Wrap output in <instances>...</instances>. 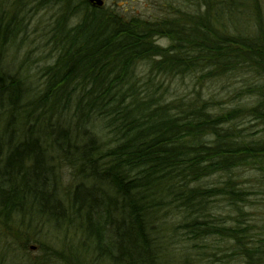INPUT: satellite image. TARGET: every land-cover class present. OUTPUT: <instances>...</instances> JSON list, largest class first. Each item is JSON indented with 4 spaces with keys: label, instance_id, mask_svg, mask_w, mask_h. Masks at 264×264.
<instances>
[{
    "label": "trees",
    "instance_id": "trees-1",
    "mask_svg": "<svg viewBox=\"0 0 264 264\" xmlns=\"http://www.w3.org/2000/svg\"><path fill=\"white\" fill-rule=\"evenodd\" d=\"M204 1V16L176 25L124 20L88 0H42L63 13L54 25L56 60L32 96L24 78L3 64L23 28L26 2L0 0V220L8 229L16 220L43 221L59 232L69 228L77 252L108 264H167L160 235L167 200L202 214L209 199L222 197L240 210L244 168L264 196V12L257 0H218L235 9L214 19L218 32L211 0ZM73 16L80 20L69 27ZM167 35L174 43L168 49L155 42ZM145 62L150 74L166 77L252 80L239 92L252 105L225 112L214 97L200 96L168 104L147 87L150 79L138 78ZM244 118L263 130L241 129ZM99 119L111 139L99 138ZM220 175L218 186L212 178ZM209 178L211 186L200 184ZM213 233L245 247L248 264L257 256L264 263V241L248 248V229ZM77 252H45L33 264H82Z\"/></svg>",
    "mask_w": 264,
    "mask_h": 264
},
{
    "label": "rangeland",
    "instance_id": "rangeland-1",
    "mask_svg": "<svg viewBox=\"0 0 264 264\" xmlns=\"http://www.w3.org/2000/svg\"><path fill=\"white\" fill-rule=\"evenodd\" d=\"M10 1L14 4L18 0ZM23 1L26 2V8L21 15L24 17V25L7 48L3 64L7 71L19 73L24 78L30 87L29 93L34 96L41 91L42 84L45 82L44 69L56 60L57 53L53 50L52 44L55 39L54 25L56 18L63 12L58 5L42 4V0ZM104 2L105 9L113 10L124 20L139 18L152 23L170 20V22L175 21L176 25H185L206 13L204 0H104ZM257 2L264 12V0H257ZM210 3L211 21L219 16H221L220 19L225 20L228 10L235 11V9L222 7L218 0H211ZM79 20V16L69 17L66 25L76 26ZM214 22L213 29L220 32L219 20ZM174 23L172 24L175 25ZM231 29L232 26L228 30L234 35L235 32ZM155 42L166 49L174 44L168 35L158 36ZM147 64L145 62V65L139 66L138 78L141 77L144 83L150 79L147 87L153 85V89L160 91L161 95H164V102L168 104L179 101L186 103L200 96L202 99L214 97L220 106V111L225 112L238 105L245 104L248 106L247 109H250L252 105L253 98L243 97L245 94L239 93L240 89L245 87V83L251 84L252 80L242 81L240 78L197 80L200 74H203L198 72L166 77L152 71L150 74ZM163 103L161 105L165 106L166 104ZM244 119L241 129L249 128L251 125L253 129H250V134L255 132L257 134V131L263 130L252 119ZM103 126L99 119L95 129L101 136L99 138L107 135L105 140L111 139L113 135H108L109 131ZM248 171L249 169H241L242 173L247 174L241 186L236 188L247 198L244 203H240V210H236L234 205L230 206L229 201L222 197L209 199L207 203H210L211 207L202 214L198 213L200 207L191 212L190 209H182V203L179 202V206L175 207L167 200L165 211L160 213V216L164 215L165 218V223L163 219L160 223L164 224L160 235L163 236L162 246L165 247L167 264H248L245 258L247 256L241 252V249L245 247L237 246L235 241L213 233L220 227L224 229L239 227L251 232V237L247 240L248 248L257 249L259 240L264 241V196L259 194L253 175L248 174ZM63 174L66 175L64 172ZM222 176L212 178L219 179L216 185L219 186L221 182H224L225 179ZM63 177L70 179L68 175ZM212 179H203L200 184L211 186ZM12 224L8 229L0 220V264H33L43 258L45 252L50 251L56 257L62 254L73 257L72 255L77 252L76 237L67 227L65 232H59L43 221L29 219L16 220ZM204 228L210 231L202 234ZM77 254L82 264H108L99 259L100 257H96L95 253L87 256L78 250ZM53 259L56 258L53 257ZM255 260L257 264H260L258 256ZM70 261L74 263L73 258H70Z\"/></svg>",
    "mask_w": 264,
    "mask_h": 264
},
{
    "label": "water",
    "instance_id": "water-1",
    "mask_svg": "<svg viewBox=\"0 0 264 264\" xmlns=\"http://www.w3.org/2000/svg\"><path fill=\"white\" fill-rule=\"evenodd\" d=\"M88 2L91 5L97 6V7H103V5H104V0H88Z\"/></svg>",
    "mask_w": 264,
    "mask_h": 264
}]
</instances>
